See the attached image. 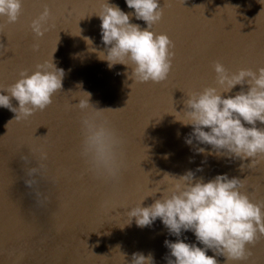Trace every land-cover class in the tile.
Instances as JSON below:
<instances>
[{
	"label": "water",
	"instance_id": "1",
	"mask_svg": "<svg viewBox=\"0 0 264 264\" xmlns=\"http://www.w3.org/2000/svg\"><path fill=\"white\" fill-rule=\"evenodd\" d=\"M102 2L23 0L16 23L0 17L5 25L0 32L4 46L0 87L14 83L22 69L30 73L51 57L64 70L63 88L44 111L17 121L13 112L0 107V264H128L133 252H151L154 264H166L169 249L164 241L177 237L159 218L151 226L138 227L134 218L128 223L126 215L155 187H167L160 184L174 178L161 180L165 173L181 176L192 171L194 178L205 181L227 174L242 180L241 190L250 199L264 202V157L249 165L252 158L217 155L210 145L195 139L188 144L192 126L174 116L182 118L175 110L184 109L188 92L217 86L214 61L231 71L264 66V0H159L163 16L151 30L167 33L175 45L172 69L160 83H133L125 75V65L109 69L98 58L105 46L101 21L94 13ZM108 2L134 12L126 0ZM45 5L51 11L49 30L37 38L29 26ZM131 22L147 27L134 16ZM84 37L93 43L87 44ZM34 43H39L37 51ZM240 88L237 85L225 95H234ZM81 90L92 94L95 107L110 108L100 118L121 141L115 176L95 170L81 155V121L92 114L91 109L72 106L84 96ZM12 103L18 107L15 99ZM257 127L264 125L257 122ZM41 152L46 159L41 160ZM38 161L43 167L35 174L37 183L29 187L28 169L38 167ZM160 196L161 192L149 196L143 206ZM180 238L203 247L192 231ZM247 248L251 256L229 264H264V236ZM208 254L214 253L208 250ZM216 259L225 264V257Z\"/></svg>",
	"mask_w": 264,
	"mask_h": 264
},
{
	"label": "clouds",
	"instance_id": "2",
	"mask_svg": "<svg viewBox=\"0 0 264 264\" xmlns=\"http://www.w3.org/2000/svg\"><path fill=\"white\" fill-rule=\"evenodd\" d=\"M126 4L134 12H125L118 5L103 0L100 11L94 14L101 21V40L105 47L100 51L93 48V51H98V58L106 61L109 69L116 64L125 65V75L133 83L165 81L172 69L175 45L167 33L151 30L153 24L162 19L164 8L159 0H126ZM22 8L23 0H0V17H5L8 24L16 23ZM50 16L51 11L45 5L31 21L29 27L35 37H43L49 30ZM133 16L146 22L147 27L132 23ZM4 26L0 24V32ZM84 40L89 45L93 43L89 37ZM3 47L0 44V48ZM32 48L37 51L39 43H34ZM212 67L218 87L209 85L200 91L188 92L184 109L175 110L182 118L174 115L175 119L192 126L186 143L192 144L195 139L200 144L210 145L217 155L241 160L252 158L249 164L252 165L255 158L264 157V127H257V122L264 125V66L256 70L241 67L231 71L216 60ZM63 77L64 70L56 66L53 57L37 63L30 73L22 69L14 83L0 87V107L13 112L17 121L26 120L53 103L54 95L63 88ZM237 85L241 86L238 92L225 95ZM81 92L84 96L72 106L81 111L92 110V114H86L81 121V155L95 170L115 176L119 170L116 150L121 141L107 121L100 118L102 112L110 108L95 107L90 102L92 94ZM13 99L18 107L13 106ZM197 151L204 153L205 149ZM46 158L47 154L41 152V160ZM40 167L43 165L38 161V167L28 169L30 179L25 183L29 187L37 183L34 177ZM166 176L174 178L167 184H160L167 187H155V191L126 212L128 223L134 218L138 227L151 226L159 218L169 234L177 237L175 241H164L169 249L165 255L166 264H218L217 256L225 257V264H229L252 255L247 245L264 236V202L250 199L241 190V179L217 174L205 181L194 178V173L188 171L181 176L165 173L161 180ZM157 192H161L160 198L143 206V201ZM186 231H192L203 247L181 239ZM208 250L214 254L209 255ZM122 255L125 259L126 254ZM128 264H154V257L151 252L148 255L133 252Z\"/></svg>",
	"mask_w": 264,
	"mask_h": 264
}]
</instances>
